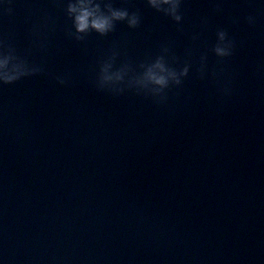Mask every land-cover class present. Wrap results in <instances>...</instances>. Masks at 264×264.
<instances>
[{
    "label": "clouds",
    "instance_id": "1",
    "mask_svg": "<svg viewBox=\"0 0 264 264\" xmlns=\"http://www.w3.org/2000/svg\"><path fill=\"white\" fill-rule=\"evenodd\" d=\"M63 11L71 22L68 36L77 42H84L91 33L107 36L114 32L118 23H126L131 29H136L141 23L139 10L130 11L127 7L114 6L113 0H61ZM184 0H146L149 8L162 13L177 25L183 20L181 7ZM10 11V9H8ZM249 24H254L255 18L249 16ZM42 26L34 29L36 40L34 44L44 49L46 43L39 39ZM195 39V37H194ZM235 41L229 37L228 32L221 28L216 32V42L211 52L220 60L233 55ZM119 52L113 49L99 65L95 79V87L99 91H107L113 95H120L126 90H133L137 95L150 97L157 103H164L169 91L180 87L185 78L189 76L191 64L187 61L181 63L180 59L171 52V48L162 45L154 57H150L136 65L123 62L116 66ZM207 55L200 56L197 72L204 78L207 68ZM43 66L31 63L26 56L21 55L7 40L0 41V86L11 85L23 78L43 73ZM215 75V73H213ZM67 76H57L59 84L68 83ZM228 94L229 89H222Z\"/></svg>",
    "mask_w": 264,
    "mask_h": 264
}]
</instances>
